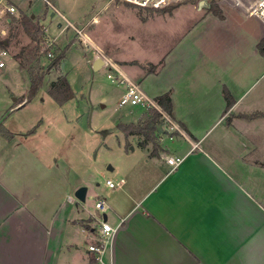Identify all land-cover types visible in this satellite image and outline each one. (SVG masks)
Segmentation results:
<instances>
[{
	"label": "crops",
	"instance_id": "obj_1",
	"mask_svg": "<svg viewBox=\"0 0 264 264\" xmlns=\"http://www.w3.org/2000/svg\"><path fill=\"white\" fill-rule=\"evenodd\" d=\"M64 12L71 15L72 7ZM209 18L228 26L226 35L210 42L219 50H200L204 59L192 68L185 54L187 66L177 75L185 81L153 95L156 100L169 94L171 118L188 139L172 138L180 149L171 151L163 146L164 136L160 141L158 129L157 152L150 144L138 153L133 147L126 151L124 184L107 187L106 198L98 196L104 211L95 207L91 213L73 197L83 183L73 180L64 154L73 147L68 127L79 124L78 118H12L36 99L16 104L26 95L22 92L10 104L1 92L0 122L10 136L0 133V264H98L84 242L89 240L86 230L98 236L104 217L115 232L104 245L102 264H264V116L250 118L264 113L259 107L264 94L249 93L264 75V56L257 49L264 35H255L240 20L219 21L211 15L199 18L191 30ZM239 44L238 52L232 50ZM227 57L251 58L253 64L233 66ZM165 59L150 73L131 65L120 69L130 75L138 71L141 87L161 71ZM224 89L234 100L229 110ZM219 125L220 130L211 127ZM166 156L182 161L173 169Z\"/></svg>",
	"mask_w": 264,
	"mask_h": 264
},
{
	"label": "rangeland",
	"instance_id": "obj_2",
	"mask_svg": "<svg viewBox=\"0 0 264 264\" xmlns=\"http://www.w3.org/2000/svg\"><path fill=\"white\" fill-rule=\"evenodd\" d=\"M6 1L12 3L22 15H36L39 25L45 30V37L48 41L54 42L52 51L66 49L65 60H63L64 70H61V67H55L49 71L34 98L36 99L34 104L21 113L13 114L12 118L23 115L46 117L55 114L59 117L78 118L79 124H73L72 129L70 125L68 127V134H71L70 132L73 134L71 138L73 147L67 150L64 157H68V164L73 169V180L75 182L81 180L88 191L86 200L80 204L93 213L98 196L106 198L109 190L106 181L119 182L121 178L124 179L122 169L127 160L125 152L131 147L135 148L136 153L139 152V142L142 138L136 135L125 137L118 129L117 123H136L142 114L146 113L137 106L119 108V100L125 87L123 84L112 83L107 78V74L114 73V68L120 69L125 65L140 68L144 73L154 72L157 69L156 65L166 58L165 66L161 71L159 68L158 74L149 76L141 84L144 93L153 98L157 91L169 85L176 87L181 81H185L177 76L178 70L189 63H191L189 67L192 68L197 59L198 61L202 60L201 58L204 59L201 57L200 50H219L216 44L211 45L210 42L216 43L215 41H219L221 35H226L225 30L228 26L224 22H215L209 18L191 30L199 22V18L206 16L204 11H198L195 7L196 0L175 2L158 9L139 8L122 0H49L51 5H48L45 0ZM218 3H221L222 7ZM215 6L224 18L240 20L245 24V28L255 35H264V25L256 17H246L240 10L233 9L224 2H217ZM52 7H56L55 9L67 21L82 31L86 42L68 27L66 20L57 14L50 16V13L54 12ZM71 7L73 11L71 15L64 12L65 8ZM183 37L187 39L183 41ZM192 38L196 40L195 43L191 42ZM2 42H5L7 46L3 47ZM33 45L34 43L27 37L19 23L7 26L0 21V61H2L3 50L10 57L0 69V96L4 90L10 104H13V99L22 92H27L29 84L26 70L20 71L13 57L25 48L29 53V48ZM262 45L264 46V39H262ZM240 47L241 45L236 46L232 50L236 49L238 52ZM245 51L246 48H244ZM185 54L190 57L186 59L189 61L187 64L184 62ZM120 56L126 60L122 61ZM98 57L107 63L94 71L93 62ZM39 58L38 62L46 66L48 61L40 55ZM237 58L227 57L226 61L233 60V66L247 67L253 64L251 58L243 57L241 60ZM122 70L120 69L130 80L139 82L136 79L138 71L131 76ZM60 76L65 77L71 92L69 99L62 104L57 103L47 93L49 83ZM7 90L12 93V96ZM250 90L251 95L264 94L263 74H260ZM24 97L18 98L15 103ZM261 102L259 107L264 111V97ZM211 127L215 130L221 129L220 125ZM260 132H264V127L260 129ZM160 137L163 136L160 135ZM163 146L171 151H179L180 142L170 141L168 137H164ZM72 175H70L71 178ZM109 222L111 223V220ZM91 225L94 228L93 222ZM86 232L89 234V240H85V247L98 243L96 234L89 230Z\"/></svg>",
	"mask_w": 264,
	"mask_h": 264
},
{
	"label": "built area",
	"instance_id": "obj_3",
	"mask_svg": "<svg viewBox=\"0 0 264 264\" xmlns=\"http://www.w3.org/2000/svg\"><path fill=\"white\" fill-rule=\"evenodd\" d=\"M122 1L139 8L158 9L168 6L175 2L182 3L186 0H122ZM217 2H224L225 4H228L230 7L237 8L249 16H254L264 25V0H220ZM53 10H54L53 15L57 14L58 16H60V18L66 20L64 16L60 12H58L55 8H53ZM12 17H16V18L20 17V13L18 9L8 1L5 2V0H0V21L4 23H9ZM67 23H68V27L72 28L81 39L84 38V35L81 30L75 28L69 21H67ZM83 41L86 42V39L85 40L83 39ZM52 44H54V42L51 40L48 41L47 38L45 37L44 41L40 45L41 52L46 54L47 58L52 57V53H51ZM1 56H2V61H0V68H3L6 60H9L10 57L8 56L5 50L1 52ZM105 63L107 62L104 61V64ZM114 69H115L114 73H108L107 78L112 83L123 84L125 87V91L119 100V108H123L127 106L130 107L137 106L143 109L144 111L153 109L160 114L159 128L161 130L160 132L162 136L168 137L170 140L175 136H180L182 138L188 139L184 131L181 129V127L171 118V116L163 112V110L160 108V106L158 105L155 99L147 96L144 93V91L141 89L140 85L130 80L127 76H125L123 72L120 71L119 68H114ZM160 141H162L161 137H160ZM190 143L193 148L196 147L195 143L193 142ZM181 161L182 160L180 158L172 157V156H168V157L166 156L165 158V162L168 165H170L173 169H175L181 163ZM123 184H124L123 180H120L119 182H113L111 180L106 181V185L110 189L120 187ZM95 207L99 211H104L106 208L104 200H98L95 204ZM114 232L115 229L106 220L100 221L99 233L97 239L98 243L90 244L87 248L88 252L94 254V260L98 264H102L101 254L103 252L104 245L110 242Z\"/></svg>",
	"mask_w": 264,
	"mask_h": 264
},
{
	"label": "trees",
	"instance_id": "obj_4",
	"mask_svg": "<svg viewBox=\"0 0 264 264\" xmlns=\"http://www.w3.org/2000/svg\"><path fill=\"white\" fill-rule=\"evenodd\" d=\"M45 1L51 4L49 0ZM212 12L217 15L220 14V11L216 6L213 7ZM16 23H19L21 25L24 33L34 43L33 47L29 48V53H27L28 51L25 48L14 56L15 59L18 61L19 70L25 69L26 75L29 79V84L25 97L23 99H19V102L16 103L19 104L24 99L27 102H30L32 99L35 98L38 91L43 85L45 75L55 67H60L61 63H63L65 51L55 49L51 52L52 57L50 58H47L46 54L41 52L40 45L44 41L45 30L42 26L39 25V21L36 17L32 18L31 15L28 16L20 14V17L18 18H11V25ZM3 43L4 42H2L1 44L4 47ZM257 49L259 53L264 56V46L262 45V41L258 43ZM39 55L44 57L48 61V64L45 68H43V65L38 62ZM26 64L28 65L25 66ZM47 93L59 104H62L67 101L71 95L69 85L64 76H60L57 80L51 81L48 85ZM223 95L226 101V110H229L233 105L234 100L226 89L223 90ZM156 101L160 108L163 110V112L171 116V102L169 94H164L158 97ZM256 116H264V113L253 114L252 116H250V118ZM159 126L160 114L153 109H150L146 111V113L142 114V116L136 123H117L118 129L121 133L125 135V137L131 135L141 137L142 140L139 142V146L141 148H144L145 146L150 144L152 146L153 153L157 152L160 148L159 143L157 141V132ZM0 133H3V135L7 137L10 136L8 131L4 129L2 122H0ZM92 262H94V260H92Z\"/></svg>",
	"mask_w": 264,
	"mask_h": 264
},
{
	"label": "flooded vegetation",
	"instance_id": "obj_5",
	"mask_svg": "<svg viewBox=\"0 0 264 264\" xmlns=\"http://www.w3.org/2000/svg\"><path fill=\"white\" fill-rule=\"evenodd\" d=\"M186 1H190V0H186ZM186 1H184V2H186ZM216 3L217 2L212 1V0H196L195 7L198 9V11H204L206 13V16L211 15L212 17L217 18L219 21H224L226 18H224L223 14L221 12L219 15L214 14L212 12V9Z\"/></svg>",
	"mask_w": 264,
	"mask_h": 264
},
{
	"label": "water",
	"instance_id": "obj_6",
	"mask_svg": "<svg viewBox=\"0 0 264 264\" xmlns=\"http://www.w3.org/2000/svg\"><path fill=\"white\" fill-rule=\"evenodd\" d=\"M53 16V14H52ZM6 44V43H5ZM63 65V64H62ZM104 65V61L102 58H96L93 62V70L97 71L99 68H101ZM160 129V128H159ZM86 191L87 189L82 186L80 188H78L75 192H74V198L78 201V202H84L85 201V196H86ZM104 221L106 220V217H104L103 219Z\"/></svg>",
	"mask_w": 264,
	"mask_h": 264
}]
</instances>
